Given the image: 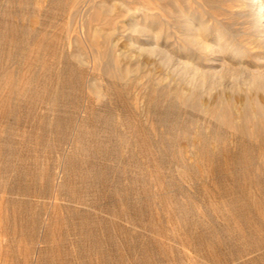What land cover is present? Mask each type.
<instances>
[{"label":"rangeland","instance_id":"rangeland-1","mask_svg":"<svg viewBox=\"0 0 264 264\" xmlns=\"http://www.w3.org/2000/svg\"><path fill=\"white\" fill-rule=\"evenodd\" d=\"M157 1L0 0V264H264V126L206 107L264 103V86L201 55L203 74L178 65L180 9L247 46L253 15ZM158 30L172 57L133 42Z\"/></svg>","mask_w":264,"mask_h":264},{"label":"bare ground","instance_id":"bare-ground-1","mask_svg":"<svg viewBox=\"0 0 264 264\" xmlns=\"http://www.w3.org/2000/svg\"><path fill=\"white\" fill-rule=\"evenodd\" d=\"M21 1V0H20ZM30 1V0H29ZM73 0H71L72 3ZM88 1V0H87ZM157 1V0H156ZM191 1V0H190ZM213 1V0H212ZM224 1V0H223ZM236 1V0H235ZM233 1V2H235ZM13 2V1H12ZM39 2V1H38ZM57 2V1H56ZM55 2V3H56ZM62 2V0H61ZM69 2V1H68ZM75 2V1H74ZM149 2V0H148ZM163 0H158L156 6H161ZM166 2V1H165ZM173 2V1H172ZM177 2V1H175ZM199 4L207 2L206 0H198ZM22 3V2H21ZM76 3V2H75ZM179 3V2H178ZM193 3V2H192ZM222 3V2H220ZM243 6L247 5L250 10V14L253 15L254 18V25L253 29L250 31L253 40L251 41L252 46H247L241 43L240 39L235 35L232 34L225 24H217L213 28L206 24V19L204 13H194L192 10L189 9H180V15L183 17L184 20V30L181 31V39L184 41L181 45H179L181 54L183 58L179 59V64L181 65L184 70H191L194 74L204 73L206 69H204V64L202 62H198L194 60L195 55H201V58L207 62L209 61L210 64H207L210 69L215 70L218 72H222L225 68L226 64H230L234 68L250 73L254 76V79L250 82L252 85H256L259 87H263L264 83L261 81H257L256 77H264V0H244ZM19 4V3H18ZM23 4V3H22ZM59 4V3H58ZM112 4V3H111ZM154 4V3H153ZM152 4V5H153ZM210 4V3H209ZM213 4V3H212ZM227 4V3H225ZM224 4V5H225ZM232 4V3H231ZM241 4V3H240ZM21 5V4H20ZM62 5V4H60ZM73 5V4H72ZM96 5V4H95ZM98 5V4H97ZM102 5V4H101ZM106 5V4H105ZM222 5V6H224ZM229 5V2H228ZM239 5V4H238ZM23 6V5H22ZM49 6V5H48ZM112 6V5H111ZM110 6V7H111ZM144 6V5H143ZM142 6V7H143ZM158 6V7H159ZM241 6V5H240ZM242 6V7H243ZM97 7V6H96ZM113 7V6H112ZM155 7V6H154ZM169 7V6H168ZM191 7V6H190ZM194 7V6H193ZM196 7V6H195ZM226 7V6H225ZM95 9V7H93ZM144 8V7H143ZM240 8V7H239ZM98 10V8H96ZM109 9V7H108ZM142 9V8H141ZM150 7L146 6V8L142 9V15L144 18H150L149 15L152 12H149ZM139 11V13H140ZM206 11V10H205ZM97 12V11H96ZM100 12V11H99ZM97 12L93 19H101L100 13ZM103 12V11H102ZM104 13V12H103ZM154 13V12H153ZM217 13V11H216ZM220 13V12H219ZM140 14V16H141ZM223 14V13H222ZM155 15V14H154ZM216 15V14H215ZM225 15V14H224ZM141 16V17H143ZM179 16V15H178ZM97 17V18H96ZM155 17V16H154ZM103 18V17H102ZM152 18V17H151ZM92 19V17H91ZM105 19V17L103 18ZM219 19V18H218ZM154 20V19H153ZM209 20V19H208ZM99 21V20H98ZM102 21V20H101ZM104 21V20H103ZM146 21V22H147ZM151 21V20H149ZM157 21V20H156ZM137 22V21H136ZM139 22V21H138ZM155 22V21H154ZM158 22V21H157ZM181 22V21H180ZM107 23V22H105ZM135 23V22H134ZM139 23H136V25ZM160 24V22H159ZM100 25V24H99ZM141 25V23L139 24ZM143 25V24H142ZM146 25V24H145ZM153 25V24H152ZM7 26V25H6ZM101 26V25H100ZM13 26H11L12 28ZM138 26H135L137 29ZM151 27V26H150ZM149 27V28H150ZM8 28V27H7ZM143 28V27H142ZM148 28V30H149ZM157 28V27H156ZM140 29V28H139ZM143 30V29H142ZM141 30V31H142ZM151 30V28H150ZM149 30V31H150ZM154 30V29H153ZM137 32V31H136ZM107 33V32H106ZM151 33V32H150ZM149 34V33H146ZM20 35V34H19ZM178 35V34H177ZM151 36V35H150ZM152 36L154 38V42H152L153 46L144 45V43L139 42V40H134L133 42L137 43L138 47L147 50V51H154L157 50L159 53L167 54L172 57V52L162 48V44L160 43L161 31L152 32ZM27 38V37H26ZM162 38V37H161ZM106 39V38H105ZM2 40V39H1ZM29 40V39H28ZM91 40V39H90ZM107 40V39H106ZM5 41V40H4ZM6 42V41H5ZM32 42V41H31ZM41 42V41H40ZM93 42V40H92ZM132 42V43H133ZM5 45V44H4ZM96 45V44H95ZM249 45V44H248ZM29 46V45H28ZM40 47V46H39ZM11 48V47H10ZM16 48V47H15ZM35 48V47H34ZM10 51V50H9ZM8 51V52H9ZM7 52V53H8ZM12 52V51H11ZM14 52V51H13ZM105 52V51H104ZM31 53V52H30ZM108 53V52H106ZM175 53V52H174ZM173 53V55H175ZM177 54V53H176ZM10 55V54H9ZM13 55V54H12ZM104 55V54H103ZM166 55V56H167ZM253 58L248 59L247 57L250 56ZM92 56V55H90ZM8 57V56H7ZM76 57V56H75ZM91 58V57H90ZM198 58V57H197ZM196 58V59H197ZM5 60V59H4ZM8 60V59H7ZM118 60V59H117ZM237 60L238 64L233 65V61ZM178 61V60H177ZM96 63V62H95ZM176 63V62H175ZM235 63V62H234ZM83 64V63H82ZM90 64V63H88ZM206 65V66H207ZM220 66L219 70H216L218 66ZM226 66V67H227ZM92 67V66H91ZM95 67V66H93ZM99 67V66H97ZM105 67V66H104ZM108 68V67H107ZM123 68V67H122ZM125 68V67H124ZM208 68V70H210ZM1 69V68H0ZM4 69V68H3ZM7 69V68H6ZM101 70V69H100ZM124 70V69H123ZM122 70V72H123ZM126 70V69H125ZM128 70V69H127ZM126 70V71H127ZM20 71V70H19ZM23 71V70H22ZM113 71V69H112ZM118 72V71H117ZM125 72V71H124ZM123 72V73H124ZM209 72V71H208ZM1 73V71H0ZM10 73V70H9ZM110 73V71L108 72ZM107 73V74H108ZM128 72H126L127 74ZM212 73V72H210ZM2 74V73H1ZM112 75V74H110ZM200 75V74H199ZM114 76V75H112ZM128 76V75H126ZM109 77V76H108ZM6 78V77H5ZM9 78V77H8ZM6 80V79H5ZM11 82L9 79L6 83ZM30 82V81H29ZM10 84V83H9ZM31 84V83H30ZM7 85V84H6ZM9 86V85H8ZM212 87V86H211ZM2 88V85H1ZM11 88V87H10ZM18 89V88H17ZM96 89V87H95ZM100 89V88H99ZM104 89V88H103ZM106 91V90H104ZM7 92V91H6ZM252 95V94H251ZM250 95V96H251ZM264 95V94H263ZM151 96V95H150ZM184 98V97H183ZM200 98V97H199ZM209 99V97H208ZM248 99V98H247ZM253 99V98H252ZM248 99L246 102H238L222 98L218 99L213 106L206 105L207 109L213 114L219 116V118H223L228 122L230 125L236 126L238 130L247 133L251 136H257L260 132L259 127L264 126V103L261 102L259 99ZM176 103V102H175ZM181 103V102H180ZM243 105L244 107H241ZM90 109V108H89ZM236 110V116H238L239 120H243L241 125L236 124V117L232 115V111ZM151 111V110H150ZM93 112V111H92ZM146 112V110H145ZM87 113V112H86ZM101 113V112H100ZM145 114V113H144ZM155 114V113H154ZM90 115V112H89ZM159 115V114H158ZM113 116V115H112ZM167 118V117H166ZM163 120V119H162ZM171 120V119H170ZM211 120V119H209ZM164 121V120H163ZM181 121V120H180ZM163 123V122H162ZM150 124V123H149ZM170 124V123H169ZM172 125V124H171ZM210 126V125H209ZM221 126V125H220ZM165 127V126H164ZM182 127V126H181ZM186 127V126H185ZM183 128V127H182ZM215 128V127H214ZM220 130V129H219ZM153 131V130H152ZM172 132V131H171ZM229 132V131H228ZM178 133V131H177ZM202 133V132H201ZM232 133V132H231ZM264 134V133H263ZM72 135V134H71ZM236 135V134H235ZM150 136V135H148ZM170 136V135H169ZM237 136V135H236ZM235 136V137H236ZM240 136V135H239ZM156 137V136H155ZM202 138V137H201ZM238 138V137H237ZM241 138V137H240ZM172 139V138H171ZM209 140V139H208ZM238 140V139H237ZM240 140V139H239ZM156 141V140H155ZM150 142V141H149ZM203 142V141H202ZM210 142V141H209ZM263 142V141H262ZM162 143V142H161ZM208 143V142H207ZM206 143V144H207ZM249 143V141H248ZM151 144V143H150ZM168 144V143H167ZM250 144V143H249ZM261 144V142H260ZM172 145V144H171ZM260 146V145H259ZM151 147V146H150ZM169 147V146H167ZM207 147V145H206ZM166 148V147H165ZM197 149V148H196ZM212 149V148H211ZM264 150V149H263ZM157 151V150H156ZM209 151V150H208ZM159 152V151H158ZM174 152V151H172ZM212 152V151H211ZM176 154V153H175ZM179 154V153H178ZM213 154V153H212ZM197 155V154H196ZM244 159V158H243ZM211 163V162H210ZM243 168V167H242ZM186 172V171H185ZM183 174V173H182ZM197 256V255H196Z\"/></svg>","mask_w":264,"mask_h":264}]
</instances>
